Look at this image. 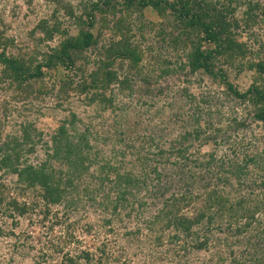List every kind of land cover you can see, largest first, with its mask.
<instances>
[{
  "label": "trees",
  "instance_id": "obj_1",
  "mask_svg": "<svg viewBox=\"0 0 264 264\" xmlns=\"http://www.w3.org/2000/svg\"><path fill=\"white\" fill-rule=\"evenodd\" d=\"M40 1L54 2L56 7L51 17L41 19L35 26L33 34L38 33L39 38L33 49L16 50L14 38L0 32V82L6 85L4 88L14 90L15 100L40 99L57 90V97L77 94L84 96L88 105L97 103L102 110H107L112 108L113 96L107 92L113 86H118L121 93L134 92L132 74L143 81L145 88L141 92L150 94L152 75H142L145 53L138 36L144 38L146 30L156 31L159 25L161 30L156 35L163 42L169 39L177 53L183 52L179 55L181 58L185 55L187 62L181 63L182 68L187 66L192 73L201 71L210 75L219 86L225 87L223 93L227 101L235 100L236 106L246 107L244 117L231 119L226 128L218 127L216 134L207 139L216 142L224 133L223 139L228 142L229 136L239 134L252 124L264 131V58L256 61V53L248 43V40L259 42L254 28L264 27V0H89L81 5L79 12L63 0ZM31 2L28 0L29 4ZM60 10H64L65 17L74 20L76 35L69 36L65 22L59 20ZM146 11L156 13L161 23L148 21ZM170 28L173 32L167 33ZM243 36L247 39L243 40ZM56 40L57 44L52 46L51 42ZM88 51L96 53L98 61L86 76ZM125 65L128 73L121 75L116 67L123 70ZM229 70L238 76L254 71L256 77L246 90H241L231 81ZM170 72L166 68L161 73ZM184 92L191 102L196 101L194 95L187 90ZM201 101L209 104L213 100L210 97ZM160 113L158 110L155 116ZM202 116L196 104L191 117L196 124L193 131L185 133L172 148L144 158L140 164L144 168L151 166L149 173H121L119 167L101 160L102 181L109 180L113 187L118 186L115 198L107 195L101 204L111 212L124 209L128 200L135 196L134 188L136 192L141 190V184L147 188L149 176L154 175L158 187L148 196L159 200L160 208L148 228L155 231L159 220L155 239L158 246H174L178 253L191 248L197 253L210 254L206 260L189 264H264V145L255 155L244 154L241 162L235 154L238 149H244V138L231 147L234 157L220 164L214 153L194 159L189 154L193 146L185 142L199 140L207 130L214 129L211 119L202 121ZM78 121L77 115L71 113L69 119L53 129L52 153H48L47 161L38 165L25 158V153L35 152L43 137V132L33 123L23 125L14 137H3L0 133V172H3L0 176V217L17 226L19 219L32 215L40 207L43 208L42 218L49 219L57 217L52 208L74 204V198H70L71 188L76 187V181L96 161L91 160L87 165L89 156L85 157L84 151L91 148L87 132L75 136L77 142L71 135L70 129L75 132ZM259 137L256 135V141ZM261 137L264 140V134ZM172 157L177 159L173 163L176 169L166 176L159 171V165H169ZM50 160L63 163L67 166L66 172L50 168ZM153 161L158 162V167ZM110 174H115L114 180L109 179ZM5 175L15 176V181L6 183L2 180ZM32 196L30 202L24 200ZM143 205L145 203L140 202V206ZM13 234L4 233L0 225L1 237ZM90 234V227L81 237L67 232L61 247L53 244L52 247L62 254L59 264H116L117 261L127 264L122 259L109 257L107 245L87 239ZM72 243L79 245V252L67 249ZM46 248L49 247L40 249L42 259L46 258V253L43 254ZM118 252L124 255L121 247Z\"/></svg>",
  "mask_w": 264,
  "mask_h": 264
},
{
  "label": "rangeland",
  "instance_id": "obj_2",
  "mask_svg": "<svg viewBox=\"0 0 264 264\" xmlns=\"http://www.w3.org/2000/svg\"><path fill=\"white\" fill-rule=\"evenodd\" d=\"M63 2L70 4L76 12H79L81 5L88 3L89 0H63ZM55 7L54 2L40 0H32L30 4L28 0H0V32H5L7 37L14 38L16 50L33 49L38 44L39 38L38 33L33 34L35 26L41 19L51 17ZM146 12L148 21L161 23L156 13ZM64 13V10H60L59 20L65 22L64 27L69 30V36H74L78 32L74 20L65 17ZM160 28L161 26L158 25L156 31L146 30L143 33L144 38L138 36L145 53L141 63L142 75L149 73L152 75L149 81L150 94L141 92L145 85L136 74H132L134 92L129 94L130 91L126 90L121 93L118 86H113V89L107 92L109 96H113L112 108L107 110H102L97 103L88 105L84 96L77 94L57 97L55 94L57 90L40 99L18 101L13 98L14 90L4 88L6 85L0 82V133L3 137L18 135L21 127L28 123H33L43 132L42 140L37 143L35 152L25 153L29 163L38 165L48 160V153H52L53 145L51 133L63 120L69 119L71 113H75L79 118L76 133L70 129L75 142L78 139L75 136L83 132L89 135L91 148L84 151L85 157L89 156L87 165L91 160L96 159L90 164L89 170L76 181V187L71 188L70 198H74V204L70 207L61 205L52 208V213L57 215L56 218L43 219L40 213L42 207L32 215L19 219L17 226L15 222L0 217L3 232L14 233L6 237L0 236V264H59L62 254L56 251L55 246L61 247L60 243L67 232H74L76 237H81L89 227L91 234L83 237L94 239L95 244L98 245L106 244L109 257L122 259L127 264H189L209 258L210 254L203 251L197 253L191 248L185 253L183 251L178 253L174 246L167 244L158 246L155 239L158 235L159 220L155 224V231L148 228L160 208V201L148 196L151 190L154 192L153 189L158 187V181L153 180L154 175L149 176L147 188L142 184L139 192L134 188L135 196L128 200L129 203L124 209L111 212L101 204L106 201L107 195H110L111 199L115 198L118 186L113 187V183L109 180L102 181L104 174L102 175L99 170L100 161L103 159L104 162L109 161L113 166L119 167L121 173L124 171L136 175L149 173L151 166L144 168L140 163L146 156L151 157L162 149L172 148L185 133L193 131L196 124H193L191 117L195 113L196 104L203 112L202 121L211 119L214 129L207 130L199 140L190 139L185 142L186 145L193 146L189 154H192L194 159L203 157V154L207 156L214 153L217 163L220 164V161L234 157L235 151L232 153L230 149H233L231 147H235L234 142L241 138L245 139L246 144L242 151L238 149L235 154L239 162L242 161L244 154L249 152L255 155L263 148L264 140L261 135L264 131L258 129L257 124L241 130L239 134L229 136L228 142L223 139L224 133L216 142L207 139L216 134L215 129L218 127L226 128V124L231 122V119L244 117L246 107L236 106L235 100L227 101L223 93L225 87L219 86L210 75L201 71L192 73L187 66L182 68L181 63L187 62L185 55L181 58L179 55H183V52L177 53L170 45L169 39L163 42L156 35L160 32ZM254 31L259 42L248 40V43L256 53V61H260L264 58V27L257 26ZM172 32L170 28L167 33ZM177 33L176 31L174 36ZM245 38L247 39L243 36V40ZM57 41L51 42V45H56ZM41 47L44 48L45 45L42 44ZM16 50L13 48V51ZM86 56L87 76L96 67L98 58L93 51H88ZM218 65L222 64L218 63ZM166 68L171 72L162 74V70ZM116 69L121 75L128 73L126 65L123 70H120V67ZM161 74L162 77L159 76ZM229 77L241 90H246L253 83L256 75L253 71L243 72L238 76L236 72L229 70ZM185 90L195 96V102L190 101ZM210 97L213 101L209 104L201 101L202 98ZM158 110L161 113L155 116ZM204 124L205 122L202 123ZM159 135H163V138ZM252 135L255 137L260 135V137L256 141ZM117 152L120 155L116 154ZM171 161L169 165L164 163L159 165V171L166 176L176 169L173 163L177 159L172 157ZM204 161H207V157ZM153 162L158 167V162ZM49 166L62 173L67 169V166L56 160H50ZM2 174L3 172H0V176ZM114 176L115 174H110L109 179L114 180ZM165 179L166 177L163 178L164 181ZM2 180L6 183L13 182L15 176L5 175ZM32 198L33 196L30 200H24L30 202ZM140 202L145 205L140 206ZM107 220L111 222L107 224ZM57 222L59 224H56ZM44 246L49 248L43 252L46 253V258L42 259L40 249ZM83 246L88 247V245ZM77 247H79L77 243H72L67 249L79 252ZM120 247L123 256L118 252ZM93 250L96 248L93 247ZM121 263V261L116 262V264Z\"/></svg>",
  "mask_w": 264,
  "mask_h": 264
}]
</instances>
